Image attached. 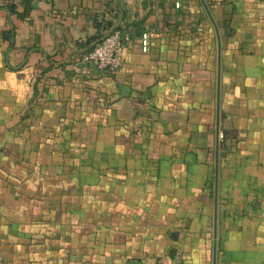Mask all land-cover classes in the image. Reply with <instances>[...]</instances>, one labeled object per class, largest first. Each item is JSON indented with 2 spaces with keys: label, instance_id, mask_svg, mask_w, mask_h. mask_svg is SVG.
Listing matches in <instances>:
<instances>
[{
  "label": "crops",
  "instance_id": "1",
  "mask_svg": "<svg viewBox=\"0 0 264 264\" xmlns=\"http://www.w3.org/2000/svg\"><path fill=\"white\" fill-rule=\"evenodd\" d=\"M263 213L264 0H0V264H264Z\"/></svg>",
  "mask_w": 264,
  "mask_h": 264
},
{
  "label": "built area",
  "instance_id": "2",
  "mask_svg": "<svg viewBox=\"0 0 264 264\" xmlns=\"http://www.w3.org/2000/svg\"><path fill=\"white\" fill-rule=\"evenodd\" d=\"M180 7V3H176ZM132 39V33L128 28L117 27L105 34L99 41L93 43L84 52L81 59L85 63L93 64L100 71L115 74L124 64V51L127 43ZM143 51L150 47V31L141 34ZM264 221V213L262 214ZM155 264H163L157 262Z\"/></svg>",
  "mask_w": 264,
  "mask_h": 264
}]
</instances>
